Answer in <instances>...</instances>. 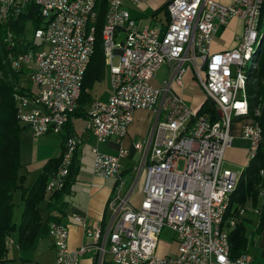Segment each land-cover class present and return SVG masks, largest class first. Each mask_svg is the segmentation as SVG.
Segmentation results:
<instances>
[{"label": "built area", "instance_id": "built-area-1", "mask_svg": "<svg viewBox=\"0 0 264 264\" xmlns=\"http://www.w3.org/2000/svg\"><path fill=\"white\" fill-rule=\"evenodd\" d=\"M33 1L26 0L27 5ZM142 2L113 1L109 26L112 95L97 101L94 112L85 114L86 130L99 142L112 137L121 142L137 110H148L154 116L147 135L135 143L141 158L131 184H123L122 160L129 154L126 147L115 154L93 149L94 174L117 179L105 226L87 228L94 237L96 264H104L107 253L117 264H232L226 259L224 239H230L247 208H235L227 233L216 236L217 208L236 175V170L225 166L233 123L244 120L242 136L251 141L250 153L262 139L261 126L246 122L239 87V66L244 64L259 24L261 0H234L231 4L170 0V22L163 34L150 25L138 28L127 4ZM94 9L95 0H45V23L34 33L40 46L26 59L27 74L37 91L20 94L19 118L35 137L62 134L75 119L84 82L81 71L87 70L94 51ZM235 17L244 21V32L235 47L211 52L215 35ZM116 56L118 64H114ZM164 65L170 75L164 82H173V90H164V82L159 87L152 83ZM189 70L206 95L207 113L200 112L203 104L194 107L174 88L175 84L184 86ZM67 146H72V136L48 180L50 191L63 173ZM143 175V197L134 205L132 197ZM74 218L87 226L81 215L74 214ZM165 229L178 240L175 250L160 254ZM52 235L57 263L79 264L88 245L71 250L67 226ZM241 264H251L249 256L241 255Z\"/></svg>", "mask_w": 264, "mask_h": 264}, {"label": "trees", "instance_id": "trees-1", "mask_svg": "<svg viewBox=\"0 0 264 264\" xmlns=\"http://www.w3.org/2000/svg\"><path fill=\"white\" fill-rule=\"evenodd\" d=\"M106 5V0H101L98 3V18L92 22L96 26L94 52L85 73L78 107L74 113L75 117H85V106L93 100L89 91L97 81L102 80L105 76L106 64L102 28L107 9ZM262 18H264V5ZM44 23L39 7L35 4L24 6L23 10L21 9L17 14L11 13L6 22L0 23V264H9L10 262L8 242H10L9 238L17 229L14 218L16 206L14 192L16 190L23 189L24 192V210L19 233V244L22 248L33 246L40 233L48 232L49 234L50 223L59 222H43L42 211L43 204L48 197V180L61 162L67 138L75 134L73 121L66 124L65 131L61 134V154L49 160L34 184L31 187H26L24 185L25 175L20 174V169L26 165L21 162L20 141L22 133L29 126L23 127L21 125L17 98L20 94L17 93L15 96L21 82L24 81V72L21 71L22 69L15 70L10 60L13 55H19L40 46V42L27 38L28 27L31 25L35 33L37 29L43 27ZM244 97L249 102L250 112L247 119L260 124L262 139L256 155L251 157L249 164L242 171L226 216L233 219L235 208L238 209L240 206L247 208V214L249 213V217L241 218L237 226L230 232L232 259L248 253L247 222L252 219L251 214L254 213L258 216L260 227L264 222V206L263 208L260 207L262 199H264L262 196L264 194V39L256 57V66L248 74ZM209 110L208 101L205 100L200 112L207 113ZM257 111H259V115L256 114ZM211 117H213V114H211ZM79 170L80 163L76 150L72 156V163L64 188L52 192L49 198H57L61 202L62 196L70 190ZM60 202L58 207L62 208L64 202ZM255 210L258 212H255ZM107 217L108 215L104 218L105 224L108 220Z\"/></svg>", "mask_w": 264, "mask_h": 264}, {"label": "crops", "instance_id": "crops-1", "mask_svg": "<svg viewBox=\"0 0 264 264\" xmlns=\"http://www.w3.org/2000/svg\"><path fill=\"white\" fill-rule=\"evenodd\" d=\"M169 1L170 0H143V2L138 6L130 3H128L127 5L130 9L131 17L137 22V26L139 29L150 25L159 28L161 34H163L170 22V16L167 10ZM217 1L224 4H231L234 0ZM149 9H152V14L150 16L151 22L145 23L143 20L139 19L137 14L138 12L148 11ZM134 12H136V15L134 14ZM223 28L220 29L219 32L215 35L210 46L211 52H222L235 47L237 39H239V37L244 32V21L239 17H235L229 21V23L225 26L224 29ZM217 35H219L220 38H224V42L222 44H220L219 41L215 40L217 39ZM192 76L195 77L194 72ZM205 98L206 96L204 94L202 102L198 106L204 103ZM247 116H245L246 122H250V120L247 119ZM153 119L154 116L152 112L148 110H137L134 115V120L130 126L129 133L121 142L115 137L110 138L106 142H99L97 138L93 134H91L95 137L96 141L92 147V152L94 148H97L103 153L115 154L121 146H124L128 149V156L122 160V173L125 184H127V182L128 184H131V179H135V171L133 170L135 166L139 164L141 158V153L136 149L135 143L139 140L144 139L152 125ZM243 124L244 120H237L233 123L231 129L233 139L231 142V146L227 148L225 153V166L240 171L244 170V168L249 164V161L251 159L249 156L251 141L242 136ZM50 134L52 133L44 134L42 136ZM74 135L81 138V143H79L76 148L80 163L79 173L75 181L71 185L70 190L62 196L61 202L57 200V198L50 199L49 196L54 191L51 192L47 189L48 197L43 204L42 211L43 222L50 223L51 221H59V223L65 224L69 229V247L71 250H76L81 246L88 245V249L86 253L82 256L79 264H96L97 252L95 247L93 246L94 237L92 235H89L87 228L94 229L102 228L105 226L104 218L105 216L108 215L109 217L110 215L109 201L115 191L117 179L113 177L104 178L95 175L93 172L94 159L90 168L85 165L83 166L80 160V149L81 145L83 144V136H79L76 133ZM61 143L62 139L60 142V151L57 155L53 157L43 158V160H47L44 166L49 160L58 157L61 154ZM128 172H131V174H133L130 180H126ZM143 178L144 175L140 179L139 183L143 180ZM34 182L31 183L29 186H26V183L24 185L26 187H31ZM262 196L264 197V194H262ZM142 197V188L138 194H135L134 191L132 203L134 205H138L142 200ZM59 202H64L62 208L58 207ZM263 206L264 199H262L260 207L263 208ZM74 214L81 215L83 218H85L87 226L85 227L81 222L76 221L74 218ZM248 214L242 219L249 217ZM251 217L252 219L247 222L249 244L248 253L246 255L249 256L251 264H264V222L263 225H261L260 227V221L258 219V216L253 213L251 214ZM20 226L15 230L14 238H12V235L9 238L10 242H8V246L12 244L15 245L17 249V252L14 256L11 257L8 254L10 258L9 264H43L44 261H38L39 258L37 257V251L38 249H40L39 247H41V238L49 237L51 239L48 232L44 234L40 233L33 246L29 248H22L19 244ZM49 247L55 253L52 263L49 264H57V254L53 240ZM167 252L168 251L166 250V248L160 245L159 253L166 254ZM106 255L104 264H117L113 261L112 255L110 253H108L107 256Z\"/></svg>", "mask_w": 264, "mask_h": 264}, {"label": "rangeland", "instance_id": "rangeland-1", "mask_svg": "<svg viewBox=\"0 0 264 264\" xmlns=\"http://www.w3.org/2000/svg\"><path fill=\"white\" fill-rule=\"evenodd\" d=\"M134 14L136 15V12H134ZM151 14H152V9H149L148 11L138 12L137 15L139 19L143 20L145 23H150ZM263 34H264V30L261 31L259 40L262 39ZM27 38L29 40L35 39L37 42L40 40L34 37V30L31 25H29L28 27ZM223 39L224 38H220L219 35H217V39L215 40L219 41V43L222 44L224 42ZM118 62H119V56H116L114 59V64H118ZM105 64H106V72L104 78L100 81H97L94 84L93 88L90 89L89 91L91 96L93 97V100L106 101L112 95L110 65L109 63L108 64L105 63ZM251 65H252V61L250 62V66L246 69L247 74L252 72V70H250ZM25 68L26 71H24L23 69L21 70L22 72H24L23 73L24 81L21 82V86L18 88V91L15 93V96L17 93L25 95L31 90L37 91L36 85L31 84L30 78L27 74V65L25 66ZM192 75H193V71L189 70L184 78V86H177L175 84L174 88L179 95L184 97L186 101L193 104L194 107H198V105L202 102L205 93L200 87L198 79L193 77ZM169 76H170L169 68L167 67V65H164L156 73L155 77L152 79V83L155 86L159 87L162 85L165 79L169 78ZM202 76L203 77L206 76L204 70L202 71ZM241 93L243 96L245 95V87ZM206 99L207 98H205V100ZM91 102H89L85 106V111H87ZM17 106H18V102H17ZM86 123H87L86 118L83 116H79L74 119L75 133L79 136H83V144L81 145V149H80L81 152L80 160L83 166L85 165L88 168H90L94 159L92 147L96 141H95V137L91 135L92 133L86 130ZM21 125L24 127L27 124L21 121ZM61 139H62L61 134H55V133L50 135L35 137L32 130L29 127H27V129L22 133L21 141H20V146H21L20 157H21V162L26 165H24L20 169V174L25 175L26 186H29L31 183H33L36 180L40 171L43 169V166L47 161V160H43V158L53 157L59 153ZM179 167L181 169L183 168V162L180 163ZM132 175L133 174H131V172H128L126 180H130ZM143 183H144V178L136 186L135 194L139 193V191L143 187ZM14 202L16 204L14 218H15V222L17 223V228H19L22 219L23 209H24L23 189H18L14 192ZM14 234L15 231L12 234V238H14ZM171 238H173L174 240ZM51 239L53 240V238ZM51 239L49 237H43L40 239L41 247H39L40 249H38L37 251V257L39 258L38 261H44V263L42 262L43 264H49L52 263L53 261V257L55 253L49 247L52 242ZM177 240L178 239L175 237L174 232H172L170 229H165L161 235V245L164 248H166L167 251L175 249ZM16 252H17L16 246L11 244L9 246V255L12 257L15 255ZM56 263H57V259H56Z\"/></svg>", "mask_w": 264, "mask_h": 264}, {"label": "bare ground", "instance_id": "bare-ground-1", "mask_svg": "<svg viewBox=\"0 0 264 264\" xmlns=\"http://www.w3.org/2000/svg\"><path fill=\"white\" fill-rule=\"evenodd\" d=\"M101 0H95V9L93 13V20L94 22L98 18V11L97 6L98 3ZM113 1L114 0H106L107 3V9L105 12V20L104 25L102 28V40H103V47H104V54H105V63H109L110 65V74H111V82H112V63L111 58L109 55L110 50V35H109V26L111 25V13L113 8ZM33 4L39 7L40 15L44 17V10H45V0H36L33 1ZM27 5L26 0H0V23L6 22L9 18L11 13H18L21 9L23 10L24 6ZM264 5V0H261V4L259 5V14H260V20L258 27L255 28V33L252 35V42H250V47L247 48V55L245 57L244 64H241L239 66V87L240 92L245 87L248 74L246 73V69L250 66V62L252 61L251 69L255 68L256 66V57L258 54V51L260 47L262 46V41L264 39V34L262 36V39L259 40L261 31L264 30V18H262V9ZM261 24V25H260ZM92 34H93V40H94V46H95V34H96V26L92 24ZM9 36H11L9 34ZM94 52V51H93ZM27 57H32V49L21 53L19 55H13L11 56V65L15 70L23 69L25 70V66L27 65L26 59ZM26 71V70H25ZM86 71H81V80H84ZM164 90H173V82H164ZM19 101V110L21 107V97L18 96ZM243 99V111L244 115H249V102L248 100L242 95ZM98 100H93L86 113H92L94 112L95 106H97ZM257 115H259V111L256 112ZM251 127H260V124L256 121H250L248 122ZM81 143V138L73 135L72 136V146H67V154L65 155V162L63 166V173H60V179L56 183H54L52 191L62 190L65 186L66 179L69 175L70 166L72 163V156L78 146V144ZM259 147H254V152H251L249 154L250 158L254 157L257 153ZM242 171L236 170V175H234L233 184L228 186L227 192H225L224 197H222V203L219 204V208H217V227H216V236H224L225 233H227V227L228 225H231V218L226 217L227 213L230 208L231 199L232 196L238 186L239 180L241 178ZM123 184H125L123 179ZM66 225L59 222H52L49 225V236L53 238L52 232L58 230V229H65ZM224 247L226 250V259L227 262H230L232 264H241V256L236 259H232L231 257V251H230V239H224ZM244 256H247L244 254Z\"/></svg>", "mask_w": 264, "mask_h": 264}]
</instances>
